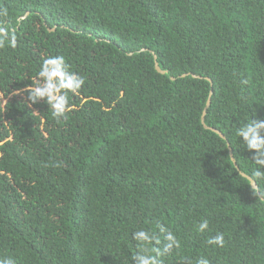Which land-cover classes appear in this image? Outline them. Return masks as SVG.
I'll return each instance as SVG.
<instances>
[{
  "label": "trees",
  "instance_id": "obj_1",
  "mask_svg": "<svg viewBox=\"0 0 264 264\" xmlns=\"http://www.w3.org/2000/svg\"><path fill=\"white\" fill-rule=\"evenodd\" d=\"M0 7L6 23L20 20L16 47L0 49V258L134 264L132 233L159 235V221L181 242L163 264L201 255L211 264H264V195L253 196L241 174L255 164L236 135L251 117L264 119V0ZM53 55L86 78L59 122L44 101L13 95ZM211 90L205 123L226 139L202 123ZM203 218L209 230L199 234ZM218 232L225 246L207 245Z\"/></svg>",
  "mask_w": 264,
  "mask_h": 264
},
{
  "label": "clouds",
  "instance_id": "obj_2",
  "mask_svg": "<svg viewBox=\"0 0 264 264\" xmlns=\"http://www.w3.org/2000/svg\"><path fill=\"white\" fill-rule=\"evenodd\" d=\"M9 17L7 7H0V49L6 46L15 48L17 34L15 27L20 23L16 20L13 24L6 23ZM37 79L26 85L24 89H18L13 95H18L22 91L28 93V100L35 104L44 101L52 110V116L58 122L67 119V113L71 112L75 105L71 103L69 93L78 95L84 86L86 78L77 72L70 70L64 56L53 55L43 59L37 72ZM4 105L0 104V108ZM236 135L242 139L246 149L253 152L251 160L255 167L251 169V175H245L249 188L253 196L261 193L257 181H264V119L251 117L236 129ZM264 204V199L260 201ZM156 228L159 235L151 229L141 228L132 233V239L137 242L139 249L133 256L134 264H163L161 259L167 254H171L173 249H180L181 242L177 236L163 223L157 221ZM209 230V220L201 219L197 224V232L203 234ZM163 243V247H157ZM207 245L223 248L225 246V236L217 233L209 236ZM0 264H16L11 258H0ZM189 264H192L190 261ZM195 264H211L208 257L201 255L195 260Z\"/></svg>",
  "mask_w": 264,
  "mask_h": 264
},
{
  "label": "water",
  "instance_id": "obj_3",
  "mask_svg": "<svg viewBox=\"0 0 264 264\" xmlns=\"http://www.w3.org/2000/svg\"><path fill=\"white\" fill-rule=\"evenodd\" d=\"M28 13H29V12H28ZM154 56H155V68L157 69V71L160 72V73H163V74L167 73L168 70H164V69L161 68V66H160V64H159V62H158V60H157V55L154 54ZM188 75H190V73H184V74H182V75H180V76H181V77H185V76H188ZM191 75H193L194 77H197V76H198V75H196V74H191ZM206 78L212 83V79H211V78H209V77H206ZM172 79L175 80L176 77L173 76ZM212 95H213V90L210 91V95H209V98H208L207 104H206V106H205V108H204L203 115H202V123L204 124V126H205L206 128H210L211 130H213V131H215L216 133H218L222 138L226 139L225 134H224L221 130H219L218 128L209 127V126L205 123V116H206V114H207L208 108H209L210 105H211V98H212ZM228 146H229V149H230V155H231V158H232L233 162L235 163L236 167L239 169V165L237 164V161H236V159H235V157H234V153H233L232 147L230 146V144H228ZM241 174H242L243 176H245V175L250 176V175H248V174H246V173H244V172H241ZM257 185H258V184H257ZM259 195L262 197L261 194H259ZM262 198H263V197H262Z\"/></svg>",
  "mask_w": 264,
  "mask_h": 264
}]
</instances>
